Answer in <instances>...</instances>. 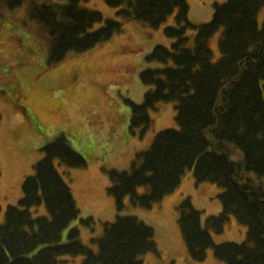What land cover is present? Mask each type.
I'll use <instances>...</instances> for the list:
<instances>
[{
    "label": "trees",
    "instance_id": "1",
    "mask_svg": "<svg viewBox=\"0 0 264 264\" xmlns=\"http://www.w3.org/2000/svg\"><path fill=\"white\" fill-rule=\"evenodd\" d=\"M22 0H1L13 9ZM31 4L27 18H16L34 36H44L46 64L55 65L68 52L93 48L119 32L122 23L103 19L101 12L80 6L84 0ZM87 1V0H86ZM119 7L126 19L143 21L152 28L176 10L175 25L164 33L170 47L156 44L148 58L164 66L140 73L148 85L141 103L131 104L130 126L140 133L150 125L148 110L160 101H172L176 128L158 131L146 151L136 154L130 169H110L112 195L118 210L129 196L134 205L151 207L172 192L187 170L197 183L223 188L221 210L206 223L221 232L230 216L245 225L246 240L215 244L201 225V211L189 197L178 205L177 224L194 261L212 247L224 264H264V19L257 14L264 0H226L213 4L212 18L192 24L187 0H106ZM3 14L0 12V17ZM103 25L89 30L97 22ZM220 28V57L212 61L208 39ZM193 29L192 43L187 31ZM36 36V37H37ZM43 42V41H42ZM44 156L34 173L24 178L21 198L7 205L0 224V264H61L62 255H83L80 264H140V255L156 251L154 230L133 215H116L103 223V234L92 238L97 251L85 245L79 228L63 232L80 212L70 186L54 160L68 167H83L85 159L63 133L46 142ZM138 186L147 193L139 195ZM43 205L47 214L33 216L30 209ZM80 222L93 229L91 216Z\"/></svg>",
    "mask_w": 264,
    "mask_h": 264
},
{
    "label": "rangeland",
    "instance_id": "2",
    "mask_svg": "<svg viewBox=\"0 0 264 264\" xmlns=\"http://www.w3.org/2000/svg\"><path fill=\"white\" fill-rule=\"evenodd\" d=\"M224 1L187 0L189 21L208 22L214 2ZM48 2L65 1L22 0L13 9H5L0 3V224L7 205L21 198L22 181L34 173V164L44 156L43 145L63 133L86 161L85 166L77 168L54 160L80 212L64 230L63 241L68 229L76 226L81 241L97 251L92 238L103 234V223L113 221L116 215H133L153 228L156 242V251L140 255V264H224L212 247L205 250L203 260L194 261L177 224V205L189 197L194 208L201 211V225L215 244L245 241L247 227L233 216L221 232L206 223L208 216L222 208L218 195L223 188L211 182L197 183L193 171L187 170L179 185L151 207L134 205L126 196L123 208L118 210L108 193V170L130 169L136 154L149 148L158 131L177 127L172 101H160L148 110L151 122L143 133L140 128H131L129 121L130 102L141 103L149 88L141 81L140 73L164 66L148 55L156 44L171 46L173 39L165 35L164 28L175 25L176 10L159 27L152 28L146 22L122 17L119 7L106 0L81 1V7L98 10L103 19L120 21L121 30L93 48L68 52L55 65L48 66L44 36H34L16 21L27 18L32 3ZM263 19L264 6L257 14L259 25ZM102 25L103 21L94 23L89 30ZM221 34L222 28L208 39L214 62L220 57ZM194 35L193 29L187 31L190 44ZM261 181L264 186V176ZM136 192L145 194L147 188L138 186ZM30 211L33 216L47 214L43 205ZM86 216L94 219L93 229L80 222ZM58 259L61 264H80L83 255H62Z\"/></svg>",
    "mask_w": 264,
    "mask_h": 264
}]
</instances>
